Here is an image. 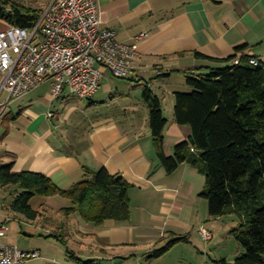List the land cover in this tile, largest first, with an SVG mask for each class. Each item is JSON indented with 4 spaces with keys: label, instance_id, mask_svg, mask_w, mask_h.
Masks as SVG:
<instances>
[{
    "label": "crops",
    "instance_id": "0c3cea01",
    "mask_svg": "<svg viewBox=\"0 0 264 264\" xmlns=\"http://www.w3.org/2000/svg\"><path fill=\"white\" fill-rule=\"evenodd\" d=\"M23 1L43 12L53 0ZM100 7L102 30H114L120 42L134 44L145 34L136 43L134 67L125 82L115 83L106 70L99 91L89 99L97 109L118 111L103 113L84 132L69 127L61 122L62 110L74 109L72 101L81 99L67 92L53 101L52 82H47V90L45 83L0 112V166L44 174L61 189L101 168L122 176L131 185L130 221H107L92 232L108 248L123 247L150 259L153 251L163 248L154 239L209 230L204 224L210 215L208 201L201 196L206 177L189 163L168 174L158 159L144 93L149 88L162 101L168 120L165 153L172 156L175 147L192 136V129L179 125L174 116L176 93L188 92L187 76L226 67L236 55L238 61L237 47L244 44L246 54L264 61V0H100ZM9 27L0 20V32ZM50 113L56 117L50 118ZM3 190L17 195L15 187ZM61 201L71 206L69 200ZM67 207L54 212L61 215ZM189 239L182 243H192Z\"/></svg>",
    "mask_w": 264,
    "mask_h": 264
},
{
    "label": "trees",
    "instance_id": "16d2710c",
    "mask_svg": "<svg viewBox=\"0 0 264 264\" xmlns=\"http://www.w3.org/2000/svg\"><path fill=\"white\" fill-rule=\"evenodd\" d=\"M42 12L0 0V20L10 26L30 29ZM247 45L237 47L238 56L228 66L209 74L188 75V92L175 95L174 116L181 126L192 129L190 140L165 153L168 120L161 99L147 88L149 124L155 153L168 174L189 163L206 177L201 194L208 201L209 215L221 219L236 215L239 226L232 231L244 252L234 264H264V61L246 54ZM256 60L257 65L251 61ZM18 187L11 209L35 220L40 213L31 201L36 196H59L71 206L61 211L95 227L107 221H130L131 185L106 168L88 171L86 178L69 189H61L44 174L15 172L13 165L0 166V189ZM189 236L173 238L166 247L150 254L158 259L172 247L189 242ZM223 264H228L223 261Z\"/></svg>",
    "mask_w": 264,
    "mask_h": 264
},
{
    "label": "built area",
    "instance_id": "2783aa9c",
    "mask_svg": "<svg viewBox=\"0 0 264 264\" xmlns=\"http://www.w3.org/2000/svg\"><path fill=\"white\" fill-rule=\"evenodd\" d=\"M143 37L137 36L136 43ZM136 43H122L114 30H102L100 0H53L33 28L11 26L0 32V112L50 81L53 101L67 92L79 99L92 98L106 70L116 78L130 76ZM8 233L7 220L0 219V239ZM200 233L206 242L214 238L210 230ZM39 257L37 252L0 243V264H29Z\"/></svg>",
    "mask_w": 264,
    "mask_h": 264
},
{
    "label": "rangeland",
    "instance_id": "374dc122",
    "mask_svg": "<svg viewBox=\"0 0 264 264\" xmlns=\"http://www.w3.org/2000/svg\"><path fill=\"white\" fill-rule=\"evenodd\" d=\"M9 1L30 9L23 0ZM109 76L117 84L125 82L112 74ZM48 87L50 85L46 83L43 90H47ZM101 95L104 96L103 93ZM99 97L100 95L95 99ZM71 105L74 109L69 110L68 107L62 110L64 114L61 122L72 128L81 127L83 132L103 113L111 114L118 111L117 107L97 109L91 105L89 99L74 100ZM66 115L69 119L65 120ZM15 189L19 190L18 187ZM15 198L16 194H12L11 191H0V219L7 220L9 228L8 235L0 239V243L17 246L25 253H39L40 257L31 259L29 264H223V261L234 264L236 258L244 252L242 245L232 234L240 223L236 215L230 214L221 219L207 216L204 225L214 234L211 242H206L196 229L189 236L192 243L176 245L162 257L150 261L147 255L144 256L145 254L141 252L134 253L123 247L117 249L106 247L97 234L92 232L97 227L84 222L80 216V219H77L73 214L67 215L60 211L59 215L54 212L57 208L67 207L61 198L34 197L31 206L40 213L35 220L11 209ZM171 240L173 237L156 238L153 242L166 247Z\"/></svg>",
    "mask_w": 264,
    "mask_h": 264
}]
</instances>
